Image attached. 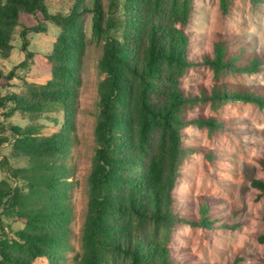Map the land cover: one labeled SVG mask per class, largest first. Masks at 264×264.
<instances>
[{
	"label": "trees",
	"instance_id": "trees-1",
	"mask_svg": "<svg viewBox=\"0 0 264 264\" xmlns=\"http://www.w3.org/2000/svg\"><path fill=\"white\" fill-rule=\"evenodd\" d=\"M259 2L261 0H252ZM114 3V1H113ZM92 4V6H91ZM115 4V3H114ZM113 4V5H114ZM230 0H220L226 12ZM121 38L103 30L100 0H76L67 15L51 13L46 0H0V56L8 58L12 40L27 17L40 22L27 30L45 31L51 23L60 31L47 61L51 79L30 88L28 96L10 101L29 112H63L59 132L39 134L32 127L13 126V156L26 158L29 168L13 175L24 188L0 181V264H64L72 249L71 183L67 157L73 145L79 75L87 47L83 16L91 13L94 37H103L98 62L104 78L99 84L95 146L87 177L88 203L77 264H180L169 247L174 228L182 223L210 227L207 201L199 205L200 220L179 216L174 189L188 155L181 131L187 123L220 131L213 118L187 120V113L203 102L219 109L238 99L264 106L261 89L215 84L210 94L187 93L183 81L194 66L186 32L194 0H123ZM115 24L108 22L107 29ZM241 52L231 51L228 40H218L205 63L219 81L224 74H254L264 59L256 53L242 63ZM4 83L0 71V87ZM6 142L0 138V146ZM264 164V161H263ZM254 184L264 194V184ZM2 218L18 219L23 228L15 237L4 233ZM264 243V236L260 237Z\"/></svg>",
	"mask_w": 264,
	"mask_h": 264
},
{
	"label": "rangeland",
	"instance_id": "rangeland-1",
	"mask_svg": "<svg viewBox=\"0 0 264 264\" xmlns=\"http://www.w3.org/2000/svg\"><path fill=\"white\" fill-rule=\"evenodd\" d=\"M76 0H46L51 13L67 15ZM105 14L103 30L112 38H121L123 32V0H100ZM114 1V3H113ZM88 3V0H87ZM114 4V5H113ZM92 6V4H91ZM91 13L83 16L87 32V47L82 58L79 75L76 111L73 117V145L67 157L72 184L68 193L72 208L70 244L64 264H77L81 253V235L88 203L87 177L91 170L95 146V122L98 112L99 84L104 78L98 67L103 53V37H94ZM38 18L27 17L12 40L8 58L0 56V71L4 83L0 87V181L24 188L27 184L13 175L14 170H26V158L14 157L13 126L22 130L32 127L39 134L50 136L59 132L63 112L57 109L26 111L17 108L10 98L28 96L30 88L43 86L51 79L47 61L60 33L51 23L45 31L34 32L26 28L36 26ZM108 22L113 28L107 29ZM186 32L190 36V58L193 68L183 81L187 93L210 94L215 84L261 89L264 93V62L254 74H224L214 80L212 68L205 63L213 56L215 43L228 40L231 51L241 52L242 63L256 53L264 59V0H230L223 12L220 0H194ZM213 118L220 131H211L198 123H187L181 131L183 147L188 155L179 170L174 189L176 213L188 220H200L199 205L207 201L212 225L179 224L174 228L169 245L180 264H264V194L255 181L264 184V106L238 99L214 109L203 102L189 110L187 120ZM4 233L15 237L23 228L18 219L2 218ZM1 234V233H0ZM35 264H47L43 257Z\"/></svg>",
	"mask_w": 264,
	"mask_h": 264
}]
</instances>
